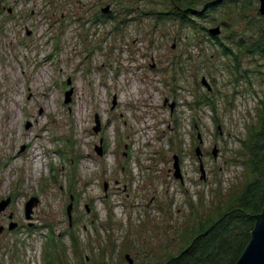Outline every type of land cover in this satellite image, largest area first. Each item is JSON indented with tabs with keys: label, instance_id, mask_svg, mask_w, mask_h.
<instances>
[{
	"label": "rangeland",
	"instance_id": "obj_1",
	"mask_svg": "<svg viewBox=\"0 0 264 264\" xmlns=\"http://www.w3.org/2000/svg\"><path fill=\"white\" fill-rule=\"evenodd\" d=\"M259 9L240 0L194 26L155 20L165 0H4L0 264H166L217 223L257 179L245 163L264 113Z\"/></svg>",
	"mask_w": 264,
	"mask_h": 264
},
{
	"label": "trees",
	"instance_id": "obj_2",
	"mask_svg": "<svg viewBox=\"0 0 264 264\" xmlns=\"http://www.w3.org/2000/svg\"><path fill=\"white\" fill-rule=\"evenodd\" d=\"M165 1L172 5L173 10L151 14L155 17V20L172 18L180 25L181 23H190L196 26L194 16L203 18L208 11L240 0ZM198 5L203 7L199 9ZM108 17L113 18V16ZM254 50L264 55V36H262L260 47H255ZM209 105L213 108L212 103ZM246 149L249 152V157L245 164L248 166L250 173L257 175V179L252 180L245 186L235 205L222 214L217 223L208 229L199 230L198 235L196 234L197 236L195 235L189 241L188 246L179 255L170 258L166 264L237 263L252 238L251 232L256 222L255 217L262 212L264 207V113L258 120V125L250 132ZM215 227H218L217 234H212Z\"/></svg>",
	"mask_w": 264,
	"mask_h": 264
},
{
	"label": "water",
	"instance_id": "obj_3",
	"mask_svg": "<svg viewBox=\"0 0 264 264\" xmlns=\"http://www.w3.org/2000/svg\"><path fill=\"white\" fill-rule=\"evenodd\" d=\"M260 2V9L259 12L260 14L264 17V0H259ZM102 13L104 14H109L111 12V6L107 5L106 7L101 9ZM210 33L213 36H217L219 33V30H210ZM202 84H204L208 90H211L210 86L206 83V79L202 80ZM68 85H71V80L69 79ZM72 93H73V88H70L69 90L66 91L65 93V103L69 104L72 100ZM116 98L113 100V106L116 105ZM174 103L171 104V108H174ZM95 122L96 126L94 127V131L98 133L101 130V122L100 119L96 116L95 117ZM31 123L27 122L26 128H30ZM199 142L200 144L203 143L201 136L199 134ZM24 147L22 148V150ZM97 153L102 156V148L97 147L96 148ZM196 154L202 160L203 152L200 146L196 148ZM213 156L217 158L219 154V149L217 147L214 148L212 152ZM175 164H174V170H175V177L178 179H182V174H181V167H180V159L178 155H175L174 157ZM201 171L204 174V169H203V164L201 162ZM203 178V177H202ZM107 184L105 185V189L107 190ZM10 203V199L4 200L0 204V212L4 210L8 204ZM39 203L38 197H32L30 198L27 203L25 204V214L29 218L30 215L33 213V209L37 207ZM74 206V200L73 197H71V201L69 205L67 206V213L69 217L70 224L72 222V209ZM87 211H89V207L86 206ZM256 222L254 225V229L251 232V240L247 247L245 248L244 252L242 253L241 257L237 261L236 264H264V207L262 212L255 217ZM2 231V229H0ZM129 264H133V259L130 257V255L125 256Z\"/></svg>",
	"mask_w": 264,
	"mask_h": 264
},
{
	"label": "flooded vegetation",
	"instance_id": "obj_4",
	"mask_svg": "<svg viewBox=\"0 0 264 264\" xmlns=\"http://www.w3.org/2000/svg\"><path fill=\"white\" fill-rule=\"evenodd\" d=\"M4 3V0H0V5ZM108 187V186H107Z\"/></svg>",
	"mask_w": 264,
	"mask_h": 264
},
{
	"label": "bare ground",
	"instance_id": "obj_5",
	"mask_svg": "<svg viewBox=\"0 0 264 264\" xmlns=\"http://www.w3.org/2000/svg\"><path fill=\"white\" fill-rule=\"evenodd\" d=\"M39 162H40V161H39ZM39 167H40V166H39ZM39 167H38V168H39ZM36 168H37V167H36Z\"/></svg>",
	"mask_w": 264,
	"mask_h": 264
}]
</instances>
